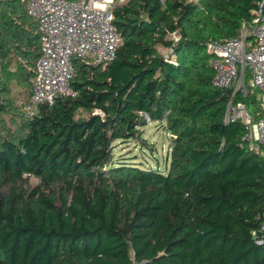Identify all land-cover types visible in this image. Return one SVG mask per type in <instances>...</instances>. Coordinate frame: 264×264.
Wrapping results in <instances>:
<instances>
[{
  "label": "trees",
  "instance_id": "trees-1",
  "mask_svg": "<svg viewBox=\"0 0 264 264\" xmlns=\"http://www.w3.org/2000/svg\"><path fill=\"white\" fill-rule=\"evenodd\" d=\"M260 1L126 0L113 8L114 59H74L76 95L27 117L11 85L32 91L37 23L21 0H0V264H264L250 236L264 156L224 122L206 50ZM147 118L170 134L163 170L114 157L116 144L148 145Z\"/></svg>",
  "mask_w": 264,
  "mask_h": 264
},
{
  "label": "built area",
  "instance_id": "built-area-1",
  "mask_svg": "<svg viewBox=\"0 0 264 264\" xmlns=\"http://www.w3.org/2000/svg\"><path fill=\"white\" fill-rule=\"evenodd\" d=\"M21 2L27 16L37 23L40 42L32 91L17 104L31 117L38 105H51L59 96L76 95L70 86L74 59L102 66L114 59L120 36L113 23V8L126 0ZM256 4L237 36L207 43L206 50L214 54L210 61L212 85L227 95L224 122H241L245 134L239 146L245 144L248 150L264 156V0ZM167 53L171 50L166 57ZM251 98L252 107L247 102ZM161 122L165 123L164 118ZM258 220L250 236L255 244L264 245V214Z\"/></svg>",
  "mask_w": 264,
  "mask_h": 264
},
{
  "label": "rangeland",
  "instance_id": "rangeland-1",
  "mask_svg": "<svg viewBox=\"0 0 264 264\" xmlns=\"http://www.w3.org/2000/svg\"><path fill=\"white\" fill-rule=\"evenodd\" d=\"M21 5L23 6L22 2ZM11 88L13 95L11 96L12 103L13 106L17 107L18 102L21 99H24L25 94L23 93L24 91L21 85H17L15 82L11 85ZM79 114V116H87L86 113L80 112ZM4 119L8 121L9 116L5 115ZM141 137L142 139H145V142L148 144L146 147L142 146L143 144L139 141H129L127 143L116 144L113 151L115 159L130 158L133 159L129 160L131 163H140L143 167H159L163 170L166 155L168 153L170 134L161 127H157L155 123L148 121L143 127ZM30 181L31 183H35L37 180L36 178H31Z\"/></svg>",
  "mask_w": 264,
  "mask_h": 264
},
{
  "label": "bare ground",
  "instance_id": "bare-ground-1",
  "mask_svg": "<svg viewBox=\"0 0 264 264\" xmlns=\"http://www.w3.org/2000/svg\"><path fill=\"white\" fill-rule=\"evenodd\" d=\"M210 43V42H209ZM209 54H211L212 56H214V54H212L211 52H208ZM100 64V63H99ZM102 65V64H101Z\"/></svg>",
  "mask_w": 264,
  "mask_h": 264
}]
</instances>
